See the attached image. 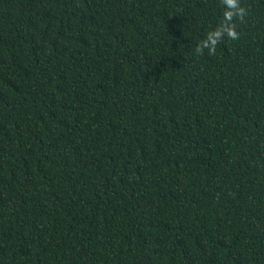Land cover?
Returning <instances> with one entry per match:
<instances>
[{
  "label": "trees",
  "instance_id": "1",
  "mask_svg": "<svg viewBox=\"0 0 264 264\" xmlns=\"http://www.w3.org/2000/svg\"><path fill=\"white\" fill-rule=\"evenodd\" d=\"M237 5L0 0V264H264V0Z\"/></svg>",
  "mask_w": 264,
  "mask_h": 264
},
{
  "label": "clouds",
  "instance_id": "2",
  "mask_svg": "<svg viewBox=\"0 0 264 264\" xmlns=\"http://www.w3.org/2000/svg\"><path fill=\"white\" fill-rule=\"evenodd\" d=\"M226 3L232 11L226 12L225 16L227 19H231L233 15H236L237 17H242L244 15V9L241 7H238L237 0H226ZM222 33H227L230 37H235L236 33L232 31L230 28L222 27L215 31L209 32L205 38L200 44V46L197 47L196 51L200 52L203 48H208L209 52H213L215 50V44L221 37Z\"/></svg>",
  "mask_w": 264,
  "mask_h": 264
}]
</instances>
